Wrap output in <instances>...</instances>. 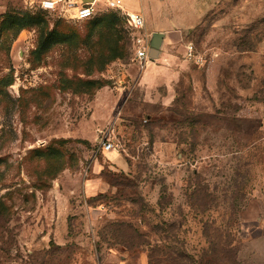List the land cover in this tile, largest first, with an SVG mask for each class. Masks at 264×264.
Instances as JSON below:
<instances>
[{
    "label": "rangeland",
    "instance_id": "374dc122",
    "mask_svg": "<svg viewBox=\"0 0 264 264\" xmlns=\"http://www.w3.org/2000/svg\"><path fill=\"white\" fill-rule=\"evenodd\" d=\"M122 1L0 0V264H264V0H131L208 59L170 105Z\"/></svg>",
    "mask_w": 264,
    "mask_h": 264
},
{
    "label": "crops",
    "instance_id": "0c3cea01",
    "mask_svg": "<svg viewBox=\"0 0 264 264\" xmlns=\"http://www.w3.org/2000/svg\"><path fill=\"white\" fill-rule=\"evenodd\" d=\"M71 1L78 4L77 0ZM125 3L130 6L129 9L125 8L129 12L142 13V11L145 10L142 7H132L131 0H125ZM86 4H89V2H84L82 5ZM82 5L79 4V6ZM148 24L149 23L147 22V30L151 34H162L164 36L157 59V61H159L162 57V65H148L149 67L139 75V83L151 97L152 101H162L165 105H170L172 104V101H174L175 84L180 81L183 76L182 74L184 73L182 70L184 69L183 66H186L188 63V61H183L186 54V45L182 44L184 34L181 29H178L179 27H176L175 25L174 27L172 24H170L171 27L168 30H161L152 25L151 27ZM161 90L163 91V94H161ZM111 158L115 164H118L120 161L118 156L113 152Z\"/></svg>",
    "mask_w": 264,
    "mask_h": 264
},
{
    "label": "built area",
    "instance_id": "2783aa9c",
    "mask_svg": "<svg viewBox=\"0 0 264 264\" xmlns=\"http://www.w3.org/2000/svg\"><path fill=\"white\" fill-rule=\"evenodd\" d=\"M64 0H42L41 8L44 11L54 12L58 9L59 5ZM67 5L71 9H76L75 14L72 16L73 19L77 21H87L93 19L96 11L97 5L103 4L111 8H121L123 7L122 0H93L92 3L79 6L77 3H74L71 0H65ZM128 23L129 27L132 30V46L134 52V60L139 65L141 71H144L148 64L151 61L149 52L151 47V39L153 34L147 30V21L143 13H134L128 12ZM185 59L188 62L194 63L198 66L204 65L207 63L208 59L205 55L199 53L194 47V44H188L186 47ZM104 150L109 152L115 149L114 143L106 138L103 143Z\"/></svg>",
    "mask_w": 264,
    "mask_h": 264
},
{
    "label": "water",
    "instance_id": "95a60500",
    "mask_svg": "<svg viewBox=\"0 0 264 264\" xmlns=\"http://www.w3.org/2000/svg\"><path fill=\"white\" fill-rule=\"evenodd\" d=\"M163 39L164 36L162 34H155L152 36L151 47H150L151 49L149 52V56L152 62L158 59Z\"/></svg>",
    "mask_w": 264,
    "mask_h": 264
},
{
    "label": "trees",
    "instance_id": "16d2710c",
    "mask_svg": "<svg viewBox=\"0 0 264 264\" xmlns=\"http://www.w3.org/2000/svg\"><path fill=\"white\" fill-rule=\"evenodd\" d=\"M111 21V20H110ZM109 21V22H110ZM20 24V27H24V26H31V25H35V24H41V23H38L36 22L35 20H32V19H27L26 22L24 21L23 23H19ZM19 24L17 23V25L19 26ZM112 24V23H111ZM11 77V76H10ZM12 78H10L9 82H8V86H11L12 84ZM115 228H128V229H132L133 227L131 226V224H126V223H121V224H115Z\"/></svg>",
    "mask_w": 264,
    "mask_h": 264
}]
</instances>
